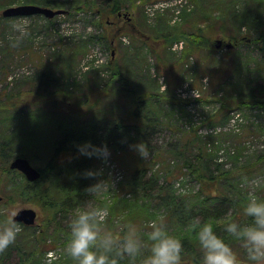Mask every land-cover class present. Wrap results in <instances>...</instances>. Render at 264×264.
I'll list each match as a JSON object with an SVG mask.
<instances>
[{
    "label": "trees",
    "instance_id": "1",
    "mask_svg": "<svg viewBox=\"0 0 264 264\" xmlns=\"http://www.w3.org/2000/svg\"><path fill=\"white\" fill-rule=\"evenodd\" d=\"M135 1L26 0L30 3L37 2L46 6L64 8L67 10L64 14L67 18H72L82 12L95 15L96 18L91 21L102 27L99 39L108 46L110 40L108 39L109 28L106 26L107 18L119 19L118 14L122 9L136 8L140 11L144 3L152 0H142L143 3L139 4ZM191 1L194 4L193 9L183 14V21L187 24L195 20V16L192 15L196 10H201L202 5L201 0ZM205 2L209 6V11L202 10L203 14L200 13V18L203 20L208 18L210 21L208 33L206 29L198 27L189 28L182 34L188 37V42L193 45L192 51L195 52L197 46L206 43L211 45L212 42L208 35L210 31L223 33L225 37L221 35L220 38L233 43V47L225 53L230 55L234 65L227 60L224 63L220 61L216 68H212L215 74H207L208 71L202 73L208 75L206 80L210 82L212 76L217 77L216 74L230 67V71L223 76L218 89L216 88L218 94L215 93L212 97L218 106L207 112L202 123L209 127L224 124L230 119V111L238 110L241 118L246 120L241 127L240 134L248 136L251 133V127H256L258 132L256 134L264 136L263 124L249 122L252 121L249 120V115L251 116L253 112L257 116L264 114V0H205ZM8 18L0 15V22ZM56 18L57 16L45 18V27L55 24ZM144 25L147 34L151 35L149 38L142 35L135 37L130 34L132 40L141 41L140 46L144 52L157 54L156 48L148 44L149 39H153L152 36L163 39L164 42L175 37L171 35L172 30L165 31L171 25L164 13L157 15L153 22H147L144 19ZM135 27H138L137 22ZM137 29L140 32V29ZM60 43L72 42L71 40L64 41L61 37ZM242 44L246 45L247 50H241ZM84 49L85 47L83 51ZM185 57L184 54L174 56V63L182 61ZM174 63L170 61L163 64L160 59H157L156 69L159 74L164 73L169 80V77L176 72ZM112 69L113 72L110 71L103 87L106 90L115 82L121 83L120 88L125 90L122 92L129 96L128 106L123 116L112 119V123L106 117H101V120L96 122L92 121L101 97L100 95L95 97L97 91L93 92L94 89L92 90L91 86L84 85L87 90L77 92L69 87V83L55 75L51 78H41L38 89L44 88L49 91L48 96L52 100L50 103L57 109L64 103L68 104L69 108L75 105L77 117L83 120L79 123L87 130L83 131L81 128L75 130L72 125L62 128L58 134L59 138L54 140L52 156L39 167L41 174L38 179L29 181L20 171L10 168V158L14 154L10 153V147L6 142L3 140L0 142L2 191L14 192L16 196L14 198L20 197L23 203H36L45 211L44 223L40 224L43 228L33 233L32 241H35V237H41L42 246L47 250H54L60 245L65 252L60 254L63 255L64 264H74L65 251V244L70 234L69 220L76 211L89 204L90 207L102 206L101 202L95 201V196L92 197L85 191L87 185L102 178V171L105 168L104 158L96 155L88 156L79 151L78 144L90 140L96 145L107 144L111 150L110 156L114 160L118 157L117 161L120 165H124L127 172L116 184L117 191L112 187V190L111 188L107 190L110 191L105 203L110 208L107 227L119 231L125 223H136L141 226L142 234L146 235L150 230L148 222L162 214L166 217L167 227L183 242L182 263L202 264L196 224L205 220L213 223L215 230L231 244L234 250L243 249L244 246L240 240L226 233L225 224L233 219L242 223L248 222V218L242 215V206L251 185L247 182L258 176L264 179V141L260 142L259 148L247 155L242 154V149H235L232 152H230L231 149H226V159H224V155L219 152L225 148L222 147L221 142L228 133L218 131L200 134L191 126H182L175 115L183 111L182 102L173 94L171 87L165 91H159L158 86L147 90L143 88L141 91L126 88L127 76L119 69V65L117 67L113 64ZM135 72L139 74L137 68H132L131 73L135 74ZM198 72L195 69L185 72L183 79L191 78L189 83L197 87L196 89L201 93V98L198 100L207 101L203 99L205 90L202 87L205 84L199 82L202 75L198 76ZM47 86H50V89H47ZM227 89L230 90L229 95ZM219 91L222 93L219 94ZM167 104L169 107L173 106L172 109L167 108L166 110ZM13 106L14 104L11 108H15ZM19 112L23 113V111ZM186 115L190 116V113ZM96 118L100 119L99 115ZM163 131L170 132V134L162 137V141L159 142L154 136ZM141 140L148 144L149 159L142 156L132 146ZM9 141L11 140L7 142L10 143ZM18 155L27 156L31 160L27 154ZM88 169L95 170L98 174L86 175ZM179 178L181 183L182 179H185L187 183L194 180L196 188L189 189L185 193L179 192V189L175 187ZM112 185L111 182L109 186ZM255 190L264 196V181L261 180ZM2 201L3 196L0 203ZM69 215H71L70 218ZM48 230L51 231L48 232ZM47 236L49 240L46 239ZM37 251V253L36 250L34 251L35 255L40 253L39 250ZM4 253V250L0 251V264H6L7 257L5 258ZM21 254L16 264H28L27 261L31 264H43L39 258L34 257L33 252L29 253L24 250ZM29 255L31 259L28 258ZM122 264H139V262L126 259Z\"/></svg>",
    "mask_w": 264,
    "mask_h": 264
},
{
    "label": "rangeland",
    "instance_id": "2",
    "mask_svg": "<svg viewBox=\"0 0 264 264\" xmlns=\"http://www.w3.org/2000/svg\"><path fill=\"white\" fill-rule=\"evenodd\" d=\"M23 3L30 2H26V0H0V15L6 7ZM135 3L139 4L143 1L136 0ZM201 3V10L194 12L192 16H195V20L190 21V24L183 21V14L193 9L194 4L191 0H152L144 3V5L142 4L140 11L136 8L122 9L119 19L107 18L109 46L99 39L103 29L95 25L94 21H91L96 18L93 14L82 12L72 18L57 15L55 24L46 27L45 18L41 15L9 17L10 19L0 22V142L3 140L8 144L10 153L14 154V157L17 153L27 154L31 157L32 165L39 168L52 156L54 140L59 138L58 134L62 128L65 126L71 127L70 125H72L75 130L80 128L83 131L87 130L79 123L81 119L76 115L77 107L75 105H71V108H69V105L64 103L57 109L50 103L52 100L48 96L50 95L48 94L49 91L44 88L38 89L41 78H51L53 75L65 80L69 83V87L77 92H85L87 89L84 85L91 86L92 90L94 89L93 92L97 91L95 97L100 95L101 102L96 107V115L94 114L95 117L92 121L96 122L101 120V117H106L111 122L112 119L123 116L128 106L129 96L122 92L125 91L120 88L122 84L115 82V84L109 85L106 90L103 87L110 71L113 72V64H116L117 67L119 65L122 73L127 76L125 84H128L126 88L141 91L143 88L147 90L158 86L159 91H165L168 87H171L174 91L173 94L182 102L183 111L180 114H175L176 119L182 126H191L197 129L200 134H207L206 132L216 133L218 131L226 134L227 132L228 134L221 142L222 147L225 148L219 152L224 155V159H226V149H231L230 152L235 151V149H242V154L247 155L259 148L260 142L264 141V136L256 134L258 133L256 127H251V133L248 136L240 134L241 127L246 123V120L241 118L242 116L238 110L230 111V119L224 124L209 127L202 123L207 112L211 108H217L218 103L214 102L212 97L217 93L218 84L221 83L223 76L230 71V67L228 70L216 74L217 77L212 76L210 82L206 80L208 78L207 74H215L216 72L212 68H216L220 61L224 63L227 60L232 65H234V61L229 57L230 55L225 53L229 49L225 47L229 40L220 38L221 35L224 36L221 32L214 33L210 31L208 35L212 42L211 45L206 43L197 46L195 52L192 51L193 45L188 42V37L183 36L182 33L189 28L201 27L206 29V32L210 30L208 18L205 20L200 18V13L203 14L201 11H209V6L205 0H201ZM50 7L56 8V6ZM163 13L167 16L171 25L165 31L172 30L171 35L175 37L168 42H164L163 39L152 36L153 39H149L148 44L156 48L157 54L144 52L140 46L141 41L132 40L130 34L135 37L142 35L149 38L151 35L147 34L144 19L147 22H153L157 15ZM127 18H130L131 24L127 23ZM23 21H27L26 33H20L13 27L14 24ZM135 21L138 23L137 28L144 34L138 32L136 27L134 28ZM61 37L64 41L71 40L72 43H60ZM217 39L222 40L219 47H217ZM241 50H247L245 44L241 45ZM183 54L186 56L185 59L182 58V61L174 63V56H182ZM157 59H160L163 64L170 61L174 63L176 72L169 77V80L164 73L161 75L157 71ZM132 68H137L139 74L137 75L136 72L135 74L131 73ZM192 69L199 71L198 76L202 75L199 82L205 84V86L202 85V89L205 90L203 99H207V101L198 100L201 98V93L199 91L198 96V93L193 91L197 87L189 83L191 78L187 79L188 77H185L183 79L185 72ZM47 89H50V86H47ZM221 93L219 91V94ZM227 93L229 95L230 90L227 89ZM12 104L15 108H11ZM18 106L19 108H17ZM172 107L167 104L166 110L167 108L172 109ZM19 111H23V113ZM188 112L190 116L186 115ZM97 115L100 119L96 118ZM249 120H252L249 122L263 124L264 126V114L257 116L253 112L251 116L249 115ZM168 133L170 134V132ZM168 133L163 131L161 134L155 135L154 138L160 142L162 137L168 136ZM8 140L12 142L9 141L10 143H8ZM61 153L64 152L61 151ZM13 156L10 159L14 158ZM149 158L150 156L147 159ZM117 160H114L111 156L105 159V168L104 172L102 171L101 179H104L103 183L106 188L99 194L90 193L92 197L95 196V201L98 200V203L101 202L102 205L107 202V196L110 192L107 190L112 187L117 191L116 184L124 174H127L124 165H120ZM257 180L264 181L262 176L250 179L247 182L251 184L250 189L255 190ZM111 182L113 185L109 186ZM1 184L3 186V182ZM1 186L0 195L3 196V201L0 203V220L4 218L8 209L13 207L18 208V210L31 207L38 214V220L33 227L19 222L22 225V230L17 234L15 242L4 250L5 258L7 257L6 264H16L24 250L29 251V253L33 252L34 257L39 258L43 264H61V262L64 264L63 255H60L65 253L63 247L58 245L54 250H47L42 246L41 237H35V241H32L33 233L43 228L40 224L44 223L45 211L36 203H23L20 197L14 198L16 197L13 194L14 192H3ZM196 186L194 180L187 183L185 179H182L181 183L180 178L175 184V187L182 193L196 188ZM10 193L11 196H9ZM87 207H90V204ZM46 239L49 240L50 238L47 236ZM238 246L241 247L240 244ZM19 249H23V251ZM35 250L36 253L37 250L40 253L35 255ZM235 251L238 254L239 264H249L245 247L241 248L240 251H237V249ZM28 258L31 259V256L29 255ZM29 262L27 261L28 264H31Z\"/></svg>",
    "mask_w": 264,
    "mask_h": 264
},
{
    "label": "clouds",
    "instance_id": "3",
    "mask_svg": "<svg viewBox=\"0 0 264 264\" xmlns=\"http://www.w3.org/2000/svg\"><path fill=\"white\" fill-rule=\"evenodd\" d=\"M13 27L20 33H26L27 21ZM132 146L145 158L150 155L147 142L141 140ZM78 149L82 154L104 159L111 154L107 144L96 145L90 140L79 143ZM85 174L97 175L98 172L88 169ZM103 180L87 185L85 191L102 193L106 188ZM259 183L257 180L256 184ZM17 214L18 208H10L0 220V251L13 244L22 230ZM109 215V206L102 205L82 207L71 216L65 251L74 264H122L126 259L139 264H182L183 242L167 227L164 215L148 222L150 230L146 235L136 223H125L119 231L107 227ZM242 215L248 218V222L233 219L225 224L226 233L243 243L249 264H264V196L254 189L248 190ZM196 236L202 252V264H239L237 252L215 230L211 221L197 222Z\"/></svg>",
    "mask_w": 264,
    "mask_h": 264
},
{
    "label": "water",
    "instance_id": "4",
    "mask_svg": "<svg viewBox=\"0 0 264 264\" xmlns=\"http://www.w3.org/2000/svg\"><path fill=\"white\" fill-rule=\"evenodd\" d=\"M64 9H53L46 6H40L37 4H19L15 6L6 7L2 10L3 16H22V15H32V14H43L46 17H53L57 14L64 13ZM221 39H217V46H220ZM231 42L226 43V47H231ZM10 167L21 171L25 177L30 180H36L40 176V170L33 166L29 160L24 156H16L10 162ZM1 199V196H0ZM18 222H23L26 225H32L37 219V212L31 207H24L18 210L16 216ZM187 264V263H185Z\"/></svg>",
    "mask_w": 264,
    "mask_h": 264
},
{
    "label": "flooded vegetation",
    "instance_id": "5",
    "mask_svg": "<svg viewBox=\"0 0 264 264\" xmlns=\"http://www.w3.org/2000/svg\"><path fill=\"white\" fill-rule=\"evenodd\" d=\"M120 15V14H119Z\"/></svg>",
    "mask_w": 264,
    "mask_h": 264
}]
</instances>
